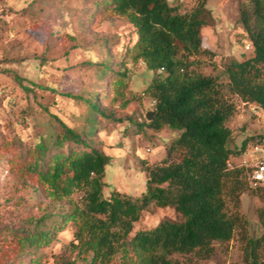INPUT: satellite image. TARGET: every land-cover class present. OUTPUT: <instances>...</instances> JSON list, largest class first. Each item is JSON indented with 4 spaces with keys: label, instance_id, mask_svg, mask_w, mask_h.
<instances>
[{
    "label": "rangeland",
    "instance_id": "374dc122",
    "mask_svg": "<svg viewBox=\"0 0 264 264\" xmlns=\"http://www.w3.org/2000/svg\"><path fill=\"white\" fill-rule=\"evenodd\" d=\"M98 1L0 0V264H89L73 248L76 227L71 221L38 248L21 249L16 238L61 223V213L73 210L85 194V188H74L69 196L56 195L31 171L39 146L51 145L64 130L55 117L83 131L91 113L87 98L105 113L94 115L92 141L111 159L103 179L106 197L115 190L140 200L147 192L146 168L159 163L180 134L178 129L148 126L147 113L154 110V103L144 89L152 74L142 60L134 58L135 28L127 17L104 12ZM167 1L181 12L198 2ZM246 4L249 0L206 2L201 35L207 52L198 55L194 68L223 85L228 82L225 64L253 54L240 19V9ZM225 92L235 105L227 122L232 130L229 145L239 148L247 137V149L256 142L264 144V111L227 88ZM72 147L77 146L65 142L62 149L50 148L46 159ZM172 158H178V153ZM242 158L243 154L233 156L231 168L238 167ZM262 205L245 183L237 206L228 203V211L238 210L245 221L234 237L215 242V252L208 259L194 254L174 258L185 264H244L247 245L243 237L255 239L264 234L258 218ZM166 219L180 222L183 217L173 206L150 202L130 235ZM260 255L264 261V245ZM120 259L117 256L113 262Z\"/></svg>",
    "mask_w": 264,
    "mask_h": 264
},
{
    "label": "trees",
    "instance_id": "16d2710c",
    "mask_svg": "<svg viewBox=\"0 0 264 264\" xmlns=\"http://www.w3.org/2000/svg\"><path fill=\"white\" fill-rule=\"evenodd\" d=\"M98 2L104 12L127 17L135 28L134 58L142 60L152 74L144 89L154 103V117L148 126L155 130L166 126L180 130V134L167 148L166 156L146 168L147 192L140 200L115 190L106 197L103 179L111 159L92 141L94 115L105 113L87 98L84 100L91 113L83 131L55 117L64 130L52 139L51 145L39 146L31 171L56 195L69 196L74 188H85V194L73 210L61 213V223L16 237L19 247L26 250L43 246L53 231L71 221L76 227L73 248L89 264H185L174 258L176 254L208 259L215 252L214 243L231 240L245 222L238 210L228 211L230 201L237 206L245 183L263 202L258 218L264 227V186L251 187L246 169L229 166L233 156L247 150L250 138L244 139L239 148L229 145L232 130L227 122L235 105L225 92L227 88L229 93L264 111V0H249L240 9L253 54L225 64L227 85L194 68L198 55L207 52L201 35L207 0H198L184 12L167 0ZM120 72L126 77L125 71ZM65 142L77 147L58 150L46 159L50 148L62 149ZM174 152L178 153L176 159L172 158ZM150 202L175 207L183 220L166 219L131 236L142 209ZM243 238L247 245L244 264H264L260 255L264 234L255 239L247 235ZM117 256L121 259L115 263Z\"/></svg>",
    "mask_w": 264,
    "mask_h": 264
},
{
    "label": "built area",
    "instance_id": "2783aa9c",
    "mask_svg": "<svg viewBox=\"0 0 264 264\" xmlns=\"http://www.w3.org/2000/svg\"><path fill=\"white\" fill-rule=\"evenodd\" d=\"M238 167L246 169L251 187L264 186V144L257 143L247 149Z\"/></svg>",
    "mask_w": 264,
    "mask_h": 264
},
{
    "label": "water",
    "instance_id": "95a60500",
    "mask_svg": "<svg viewBox=\"0 0 264 264\" xmlns=\"http://www.w3.org/2000/svg\"><path fill=\"white\" fill-rule=\"evenodd\" d=\"M153 117H154V111H149V112L147 113V119H148L149 121H151V120L153 119Z\"/></svg>",
    "mask_w": 264,
    "mask_h": 264
}]
</instances>
